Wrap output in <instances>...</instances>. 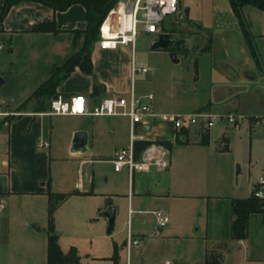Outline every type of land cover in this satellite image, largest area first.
I'll use <instances>...</instances> for the list:
<instances>
[{
    "label": "rangeland",
    "instance_id": "rangeland-1",
    "mask_svg": "<svg viewBox=\"0 0 264 264\" xmlns=\"http://www.w3.org/2000/svg\"><path fill=\"white\" fill-rule=\"evenodd\" d=\"M179 7L181 19L178 14H174L166 17L163 22L165 29L175 30L173 38L183 49L179 53L178 64H172L169 56L160 51L151 50L155 35L145 33L142 28L138 29L139 35L134 46L135 61L137 66L147 67L149 73L143 77L137 76L136 94L138 95L139 90L153 93L155 100L161 101L163 105L182 104V109L186 107L184 112L192 114L198 113L197 108L201 104L209 103L212 83L227 89L234 86L233 94L238 96L234 100L243 98L246 101L251 98L254 94L251 88L253 84L245 83L243 77L237 81L224 78L219 64L231 56L242 60L241 50L245 39H249L248 36L254 40L259 53L263 54L264 11L252 5H244L235 14L228 0H179ZM185 9L189 10L188 18L184 15ZM24 14L29 18L28 12L21 13ZM13 17L14 15L12 19ZM42 60L44 61L43 54L39 51L37 42L24 33L12 37L0 36V78L3 80L0 85L1 111L22 102L44 81L47 66L41 63ZM241 65L245 67L246 60ZM219 73L223 74V78L219 77ZM144 77H152V82H142L140 78ZM174 78L182 79V93L173 92ZM178 96L182 99H178ZM29 100L34 103L32 98ZM229 114L244 116L241 113ZM70 119L71 122L76 120ZM220 124L210 129L212 141L209 147L189 142L186 145L172 143V170L177 175V182L181 183L172 193L183 195L180 196L183 198L172 199V214L161 205L144 208L147 212L142 215L129 213L123 195L131 194L133 187L134 191L139 189V175H136L132 184L125 171L114 172L108 161H99L80 167L79 170L75 161H52L49 166L48 161L40 157L48 151L35 149L31 137L24 135L19 125L13 129L15 133L11 139V147L18 163L17 176L22 183L30 185L38 176L45 175L52 180L54 189L60 193H69L79 178L85 179L87 174H92L95 190L104 195L102 199L108 198L116 208L110 234L106 233L107 220L104 217L98 218L97 222L81 218L84 204L75 206L70 201L59 212L58 227L55 228L60 236L61 246L66 250L76 247L81 264H115L114 246L117 247L116 264H126L127 259L131 264H165L166 261L174 264H202L203 238L212 237L214 233L222 236L228 234L226 220L230 214V198L232 195H246L248 182L258 177L264 164L263 129L253 137H249L245 129L231 132L230 152L225 150L224 153H217L214 135L219 132ZM4 133L7 135V131H0L2 154L7 152L10 143ZM115 140L117 137H106L100 155L112 156L114 148L106 146V143ZM189 140L194 142L195 136L190 135ZM252 149L254 168L249 165ZM237 164L241 170L239 174L236 173ZM239 186H242V190L238 189ZM17 198L15 206L19 210H22L23 202L31 200L30 197ZM95 204L96 198L86 203L87 209ZM155 211H161L168 219L177 222L172 238H166L168 236H163L162 232L160 236H155ZM20 215H23L22 212ZM220 221L222 224H219ZM213 223H218V232L212 230ZM10 227L9 241L3 243L0 240V264H26L27 257H31L34 264H47L45 232L33 233L21 222H11ZM141 227L149 237H143L144 241L139 242V246L132 248L127 254L125 244L128 235L135 234L137 228ZM87 254L89 258L85 257Z\"/></svg>",
    "mask_w": 264,
    "mask_h": 264
},
{
    "label": "crops",
    "instance_id": "crops-1",
    "mask_svg": "<svg viewBox=\"0 0 264 264\" xmlns=\"http://www.w3.org/2000/svg\"><path fill=\"white\" fill-rule=\"evenodd\" d=\"M3 1L4 0H0V12L3 7ZM25 11L28 12L29 18L25 14L21 15V13ZM12 15H14L13 19ZM52 22L55 24L58 31L57 33L33 31V28L39 24H48ZM85 28V10L80 5H73L63 12H56L38 3L21 2L12 6L9 10L3 21L2 28L0 29V36L6 35L12 37L18 33H24L28 38L34 39L38 44L39 51L43 54L44 61L42 60L41 63L47 66V77L44 79V81H46L53 70L62 66L79 50L82 45V37L77 36L75 32L83 31ZM169 37L174 39L173 34H170ZM248 38L249 39H245L243 43L244 48L241 50L243 54L242 60L231 56L223 60L219 66L223 71L224 78L229 77L237 81L243 77V79L246 80L245 83L253 84L251 87L254 93L253 96L246 101H244L243 98L234 100L235 96H237V94H233L234 89L232 88L234 86H231V88L228 87L229 89H227L225 86H215V84L212 83L210 87L211 98L209 103H203L197 108L198 112L206 111L216 114L241 113L244 115L242 122L235 127H231L224 123L220 124L219 132L214 135L217 153H224V148L227 150L226 152H230L232 140H230L229 136L233 131L237 132L238 130L245 129L249 137H253L259 133L260 129L264 130V125L252 124V119L254 117H264V52L263 54L259 53L255 47L254 40L249 36ZM155 40L156 37L153 42ZM97 42L98 40L91 47V74H84L78 68H75L70 76L60 83L56 90L57 94L65 98L83 96L87 99L88 106L92 108L99 104L105 97H127L131 90H133L135 96L140 99H143L147 94L153 96L152 107L155 113H186L184 112L186 107L182 109V104H169L165 106L161 101L155 100L153 93H145V91L139 90L138 95L136 94L135 84L137 82V76H145L149 73V69L141 65L137 66L134 48L119 46L115 49L102 50L99 48ZM157 51H160L165 56H169L171 53L168 50L162 49H158ZM177 58L178 62L176 64L179 63V54H177ZM245 60L247 65L244 67L241 63ZM171 63L175 64L172 61ZM134 67H144L147 69V72L133 75L132 68ZM216 74H218V72H216ZM219 74V77L223 78V74ZM140 80L142 82L147 81L151 83L152 77L148 79L144 77L140 78ZM41 84H39L38 87ZM172 85L174 93H182V79L174 78L172 80ZM33 92L11 109L2 110L10 113H20V115L0 116V131H7V135L4 134L10 139V143L6 150L7 152H5V154L0 153V203H3V209L0 212V240L2 239L3 243L9 241L8 235L11 230V222L12 224L21 222V224L25 225V227L33 231V233L45 232L47 227L48 193L71 194L58 206L54 214L55 227H58L59 212L64 209L66 207L65 205L70 201H73L72 205L75 206L84 204V209L80 214L84 221L91 220L92 222H97L100 217H104L107 220L105 213L109 212L113 207V203L108 198L102 199L104 195H101L95 190L92 174H87L85 179L79 178L74 185V189L69 193H60V191L54 189L52 180L49 176L46 177L45 175L38 176L33 181L34 184L32 183L29 185L26 182L22 183L17 176L18 163L14 157V150L11 147V142H13L11 139L15 133L13 129L18 125L23 129L24 135L31 137L35 149L39 148L48 151L47 153H43L40 157L44 160L46 159L49 166L52 164V161L57 163L60 161H75L78 163L79 170L80 167H85L90 164L93 165L103 160L111 163L116 153L120 149L128 146L131 136L136 139L142 137L141 141H148L162 146L169 160V167L165 171L150 170L148 172H136L131 179H129L125 171L129 182L132 184H134L136 175H139V189L134 191L133 187L131 194L123 195L127 202L126 208L128 212L138 215L147 212V209L144 210V208L154 205H161L172 214L174 212L172 199L177 197L183 198L180 197L183 195L172 193L174 189L181 185V183L179 181L177 182L175 179L177 175L172 170V143L177 142L179 145H186L189 142L196 146L209 147L212 141L210 130H208V145L202 146L200 145V135L193 131L176 130L171 124L158 121L147 122V124L137 123L131 126L129 120L125 117L51 115L49 114V103L47 107V102L49 101L46 102V111H36V106L39 103L36 99H33L34 103L29 101L23 109L18 110L25 101L29 100ZM180 96H178V99L181 100L182 97ZM70 118L76 120L71 122ZM79 130L85 131L88 135L86 149L85 151L71 152L73 135ZM192 134L195 136L194 142L189 140ZM106 137H117V140L113 142L109 141V144L106 143V146L114 148L112 156L109 157L100 155V150L103 149L102 146ZM39 141L47 142L48 147L40 148L38 146ZM34 154L37 155L35 152ZM254 159L255 157L252 149L249 155V165H252V167L254 165L252 163ZM236 173H241L238 164ZM260 176H264V164L262 165L261 171L258 173V177L248 182L249 187L246 195H232L230 198V214L229 218L226 220V226L229 228L228 234L226 233L222 236L214 233L212 237L203 238V250L201 252L202 264H204L207 252L220 254L221 264H264V219L261 214L250 215L247 236L244 239L239 241L231 239V223L234 219L231 211V200L246 199L257 185ZM238 189L242 190V186H239ZM75 192H77V194H73ZM18 196L30 197L31 199L27 202H23L24 205L22 210L17 209L15 206V199ZM94 198H96V204L87 209L86 203L91 202ZM100 204L102 205L98 208ZM21 212L24 216L20 215ZM219 224H222V222L220 221ZM213 227L212 230L218 232V223H213ZM142 228L143 227L137 228L135 234L130 232L131 236L140 243L144 241L143 237H149L144 233V230H141ZM176 229L177 222L173 219L170 220L169 218L168 224L164 227H159L156 222L155 236H160L162 232L164 234L163 236H168L166 238H172V233ZM59 244L64 252L71 248L69 247L66 250L61 246L60 236ZM138 246L139 244L137 247ZM78 254H80L79 251ZM85 257L89 258L90 256L87 254ZM26 260V264H34L31 257H27ZM165 264L174 263L166 261Z\"/></svg>",
    "mask_w": 264,
    "mask_h": 264
},
{
    "label": "built area",
    "instance_id": "built-area-1",
    "mask_svg": "<svg viewBox=\"0 0 264 264\" xmlns=\"http://www.w3.org/2000/svg\"><path fill=\"white\" fill-rule=\"evenodd\" d=\"M178 14L182 18L179 0H117L116 4L108 11L99 27L98 46L102 50L115 49L119 46L134 48L139 35L138 29L147 34H153L156 40L159 35L170 33L164 28L166 17ZM146 68H132V74L145 73ZM153 96L147 94L140 99L135 96L133 90L127 97L110 96L103 98L99 104L90 108L88 101L83 96L65 98L57 94L56 99L49 103V114L57 116H89V117H125L130 125L158 121L171 124L176 130H189L196 134L205 132L215 127L218 123L237 126L243 120V116L236 114L213 115L208 113H155L152 107ZM2 103L0 102V108ZM18 116L20 113H10L0 110V116ZM254 125H264V117H254ZM130 137L127 147L120 149L111 161L114 172L126 171L129 179L136 172H148L150 170L165 171L169 167V160L164 148L156 143H150L139 155L136 154L134 143L141 141ZM40 148H47L48 143L39 141ZM260 189L255 192V197L264 199V176L257 181ZM3 203H0V212ZM157 225L164 227L169 219L161 211L153 213ZM138 240L130 234L127 237V254L132 248L137 247ZM126 264H131L127 259Z\"/></svg>",
    "mask_w": 264,
    "mask_h": 264
},
{
    "label": "trees",
    "instance_id": "trees-1",
    "mask_svg": "<svg viewBox=\"0 0 264 264\" xmlns=\"http://www.w3.org/2000/svg\"><path fill=\"white\" fill-rule=\"evenodd\" d=\"M235 14H238L239 8L244 5H252L264 11V0H228ZM21 2H34L53 11L63 12L73 5H80L85 10L86 28L83 31L75 32L77 36L82 37V45L79 50L72 55L62 66L57 67L51 72L48 79L44 81L31 95L30 98L36 99L39 103L36 106V111H46V102L52 99L57 94L56 90L61 82L66 80L70 74L78 68L84 74H91V47L98 40L99 27L106 17L108 11L116 4L117 0H4L3 7L0 12V29L3 21L12 6ZM170 34L175 30L166 29ZM34 32H50L57 33L54 22L48 24H39L33 28ZM251 45V44H250ZM169 52L176 54L182 53L183 49L179 42L168 49ZM253 53V50L251 49ZM25 101L18 110L23 109L27 103ZM186 132V131H184ZM200 145H208V131L201 132ZM151 142L135 141L134 148L137 155L147 147ZM225 151V148L224 150ZM260 189L256 185L250 195L246 199H232L231 211L234 217L231 223V239L239 241L247 236L248 220L252 214H261L264 219V199L255 197V192ZM77 194V192L73 193ZM71 194L48 193L47 207V264H81L80 256L75 247L69 248L64 252L59 244V234L55 228L54 214L58 206ZM114 256L117 253V247L114 246ZM204 264H221V255L214 252H207L205 255Z\"/></svg>",
    "mask_w": 264,
    "mask_h": 264
},
{
    "label": "water",
    "instance_id": "water-1",
    "mask_svg": "<svg viewBox=\"0 0 264 264\" xmlns=\"http://www.w3.org/2000/svg\"><path fill=\"white\" fill-rule=\"evenodd\" d=\"M189 10L185 9L184 15L186 18H188ZM176 44V41L174 39H171L168 34L159 35L157 40H155L152 44L150 49L151 50H168L171 46H174ZM170 60L173 63L178 62L177 54L172 52L169 55ZM3 84V80L0 78V85ZM57 95H54L52 99H56ZM88 143V135L85 131L79 130L76 131L73 135L72 140V146H71V152H77V151H85L86 146ZM105 217L107 218V233L110 234L112 224L114 223L115 219V208L112 207L109 212L105 213Z\"/></svg>",
    "mask_w": 264,
    "mask_h": 264
}]
</instances>
